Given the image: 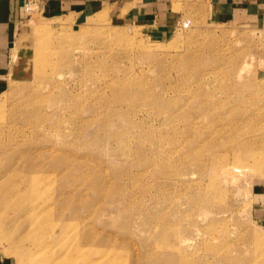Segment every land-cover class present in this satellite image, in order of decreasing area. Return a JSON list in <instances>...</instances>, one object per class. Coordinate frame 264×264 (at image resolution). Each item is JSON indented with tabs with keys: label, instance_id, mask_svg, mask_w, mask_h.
<instances>
[{
	"label": "rangeland",
	"instance_id": "rangeland-1",
	"mask_svg": "<svg viewBox=\"0 0 264 264\" xmlns=\"http://www.w3.org/2000/svg\"><path fill=\"white\" fill-rule=\"evenodd\" d=\"M83 1L68 13L47 0L23 4L8 44L0 200L12 203L0 202V264H264V174L234 159L247 139L264 153V28L242 12L215 17L212 0H158L149 22L122 20L124 0ZM188 55L197 86L184 72ZM232 63L246 65L238 75ZM225 81L255 131L210 133L197 114L198 102L222 98L212 94ZM133 86L147 98H133ZM41 92L46 109L58 106L62 136L54 125L34 130ZM66 92L79 108L66 110ZM24 155L57 170L26 181L12 170ZM17 212L31 221L16 231ZM22 231L35 233L25 241L34 250L14 248Z\"/></svg>",
	"mask_w": 264,
	"mask_h": 264
},
{
	"label": "bare ground",
	"instance_id": "bare-ground-1",
	"mask_svg": "<svg viewBox=\"0 0 264 264\" xmlns=\"http://www.w3.org/2000/svg\"><path fill=\"white\" fill-rule=\"evenodd\" d=\"M13 46H14V44H13V42H11L9 44L10 49H13ZM238 61H240V60H238ZM230 62H232V61H230ZM68 63L69 62H67L65 64H68ZM85 63H87V62H85ZM233 63H235V62H233ZM233 63L230 66L231 68H229V71H230L229 73L233 72L232 74L237 73L239 75L242 72V70L244 69L246 64L245 63L244 64L241 63L242 65L241 64L239 65V63H238L239 66H236ZM182 65H183V68L185 70L184 72H185L186 76L187 75H189V76L192 75V77H194V81H195L194 86H197V68L192 66L193 65L192 55H188L186 57L185 61L182 63ZM88 66L89 65H87V67ZM41 74H42V77L45 76L46 80L48 79L47 78V74H45L43 72H41ZM53 75H54V72H51L50 76H53ZM229 81H230V79H229ZM225 82H227V81H225ZM230 82H227L226 84L222 83L220 86H218L219 90L215 89L218 92L212 94V96H220L222 98H217L215 101L198 102L197 103V114L200 113V114L203 115L204 119L206 120V123H208V125H206V126L209 129H212V130L209 131L210 133L214 132L218 125L229 127L231 130L237 131V132H253V131H255L257 129V127L255 125H249L247 123L248 120L251 118V116L245 115L244 113L242 114V112L241 113L240 112L237 113V111H238L237 108L240 107V105L243 103V101L245 99H243L242 96L239 95L236 92V89H234V91H235L234 93L231 91V88L233 86H232V84ZM186 83L187 82H185V84ZM53 87H55V86H53ZM85 88H87V87H85ZM124 91H129V89L126 88L122 92H124ZM130 93H132V97L136 98V99L147 98V96H144L145 92H143V93H142V91L140 92L139 88L135 87V86H133V89H131ZM41 94H42V92H41ZM66 94H70V93L66 92ZM193 94L197 95V92H194ZM71 96H72L71 97L72 103H71V106L66 109L67 111L72 110V109H74L76 107L79 108V106H80V103L77 100V95L73 94ZM33 98L35 99V101H33L34 107H32V111H33V114H34V119L37 120V122L33 125L34 126V130L38 129V127H42L43 125L44 126L49 125L51 127L54 125L55 126L54 127V134L62 136L63 135L61 133L62 130L60 128V125L58 124V121H59L58 115L57 116H53L55 114L56 110L58 109V106L47 108L48 109L47 110L45 101H44V103H42V100L45 98V96H43V94L42 95H35ZM50 98H52V97H50ZM229 103L232 104V106H230ZM186 111L187 110L181 111V115H183V116L186 115ZM179 114H180V112L177 113V115H179ZM187 115H189V114L187 113ZM65 120H66V118H65ZM44 126H43V128H44ZM221 131H223V130L221 129ZM214 135H212L211 138ZM251 136L252 135H248L246 137H251ZM199 142H200V140H199ZM204 143L205 142L202 141L201 145L204 146L205 145ZM212 143L213 144L210 145V148L213 147L214 145L216 147H219L218 145H216L215 141H212ZM241 145H239L237 147L238 149H235V155H236V156H234L235 162H238L239 164H243L242 166H245V165H253V166L260 165V166H258L260 168L259 171H260V173L262 172L264 174V153H262V151H260V152L252 151L254 149L260 150L261 148L260 147H254V145L251 144V141H249L248 139L244 140V142H242ZM2 147L3 146L0 144V148H2ZM210 148H208V149H210ZM12 149L15 150L16 148H12ZM16 150L18 151L19 149H16ZM23 152H25V151H22V153ZM1 153H5V152L3 151V152H0V154ZM26 153L27 152H25V154ZM36 155L38 157H40V158L43 157V153L42 152H37ZM256 155H258L256 158H252V157H255ZM21 156L22 155H20V157ZM37 156L29 155L28 158H27L28 160H27L25 155H24L23 156L25 158L24 160H26L27 163H25L23 165H19L18 163L14 164L12 166L13 173H21L23 175V178L26 181H30V180H36V179L41 178L40 175L49 174V173H47V172H50L49 170H51V171L52 170H55V171L57 170L56 164L49 166V164L45 165L43 162H41V163L38 162L37 163L36 159L33 160V158H36ZM48 156L54 161L55 157L51 153H49ZM17 157H18V155H17ZM10 162H11V160H10ZM22 162L24 163L23 160H22ZM199 164H201V162ZM199 166H200L199 167V169H200L201 165H199ZM45 189H46V191L49 190V188L48 189L45 188ZM32 192L34 193V195H37V196H40V195L44 196V195L48 194L47 196L43 197V202H47V201H50L52 199V197L49 198V196H51L49 194L50 190L47 193L46 192H41L39 189L33 190ZM17 193H19V191H13L12 192V194H17ZM198 194L205 200L204 202H207V204H209L211 202V195L210 194L201 195L199 191L197 193V196L199 197ZM0 202L9 204V203H12V200L9 197H7L5 194H3L2 197H1ZM200 202L202 203L203 201H200V200L197 201V206L199 205ZM10 220L12 221V222H10V224L13 225V226H16L15 227L16 231L18 230L19 227L26 226L31 221L30 220V216H27V215L22 216L21 214H19V212L16 213L15 217H11ZM17 221L19 223H17ZM0 224L6 225V224H8V220L4 216H1L0 217ZM50 230L53 232L52 227H50ZM22 232L23 233L21 234V237H20L19 241L14 243V248L17 250L19 246H22V247H24V249L27 252L34 250L35 247L32 246L31 244H29L28 247H25V241L30 238V235H35V233L34 232H30V231H22ZM76 238H77V236H76ZM184 240L185 239H183V241ZM27 252H23V253L28 254Z\"/></svg>",
	"mask_w": 264,
	"mask_h": 264
},
{
	"label": "crops",
	"instance_id": "crops-1",
	"mask_svg": "<svg viewBox=\"0 0 264 264\" xmlns=\"http://www.w3.org/2000/svg\"><path fill=\"white\" fill-rule=\"evenodd\" d=\"M47 5L52 8H65V12L84 10L80 7L87 6L83 0H47ZM158 0H124L121 8L124 9V21H153L155 12L159 8ZM24 0H0V88L3 86L4 67L9 59L8 44L13 41L16 24L19 20ZM212 15L233 16L242 12L255 19L264 28V0H212ZM78 7V8H77Z\"/></svg>",
	"mask_w": 264,
	"mask_h": 264
},
{
	"label": "built area",
	"instance_id": "built-area-1",
	"mask_svg": "<svg viewBox=\"0 0 264 264\" xmlns=\"http://www.w3.org/2000/svg\"><path fill=\"white\" fill-rule=\"evenodd\" d=\"M32 5H33L32 0H27V1L24 3V9H25V10H28V9L31 8Z\"/></svg>",
	"mask_w": 264,
	"mask_h": 264
}]
</instances>
